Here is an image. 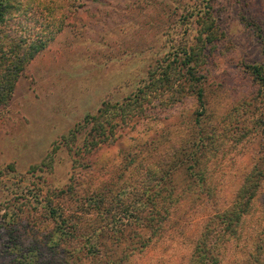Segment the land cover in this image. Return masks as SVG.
Wrapping results in <instances>:
<instances>
[{
  "label": "rangeland",
  "instance_id": "rangeland-1",
  "mask_svg": "<svg viewBox=\"0 0 264 264\" xmlns=\"http://www.w3.org/2000/svg\"><path fill=\"white\" fill-rule=\"evenodd\" d=\"M20 1L22 32L55 36L25 65L12 99L0 108V171L5 182L0 184V223L8 209L19 211L21 218L13 233L19 236L16 241L0 231V251L4 249L0 264H29L32 240L44 242L52 235L54 221L43 204L34 201L36 193L57 198L59 189L70 185L77 195L98 186L116 188L123 180V167L137 151L142 157L158 142L168 145L187 129L202 110L196 97L179 95L180 100L169 106L167 93L163 98V92L149 89L142 102L145 116L119 125L116 142L95 151L90 166L74 164L67 147L54 149L63 135L88 114L97 113L104 102L133 97L150 72L161 70L169 53L195 44L198 30L206 24L215 37L207 57L200 60L209 104L202 123L230 130L224 150L212 159L219 164H210L212 201L207 202L209 195L199 194L198 187L189 190L165 236L157 240L153 236L151 245L126 257L128 264H188L204 221L233 200L245 171L261 156L256 151L264 149L261 137L248 143L239 140L236 127L241 117L245 125L253 126L260 113L264 116V82L259 83L249 68L264 65V0ZM133 113L132 108L129 114ZM10 165L15 172L8 169ZM33 166H38L35 172H28ZM124 174V179L137 178L131 166ZM176 181L180 188L186 187L183 171L177 172ZM64 196L75 201L70 194ZM87 228L88 223L83 230ZM143 231L146 236L150 233ZM128 232L131 236L133 231ZM126 239L123 245L129 250L140 242L136 237ZM60 246L48 253L41 247V261L61 257L59 251L70 243L63 241Z\"/></svg>",
  "mask_w": 264,
  "mask_h": 264
},
{
  "label": "trees",
  "instance_id": "trees-1",
  "mask_svg": "<svg viewBox=\"0 0 264 264\" xmlns=\"http://www.w3.org/2000/svg\"><path fill=\"white\" fill-rule=\"evenodd\" d=\"M22 8L20 0H0V108L12 99L25 65L44 50L55 36L52 32L43 34L37 31L36 36L27 31L22 32L19 23ZM214 37L211 26L207 28L204 24L198 30L195 44L182 51L169 53L160 66L161 70L150 72L145 85L133 97L123 102H104L97 113L88 114L83 123L71 129L56 143L55 150L67 147V151L74 155V164L86 163L90 166L95 151L104 144L116 142L119 125L123 127L128 120L145 116L147 112L142 102L149 89L163 92V98L167 93L169 106L180 100L179 95L186 97L193 94L202 109L196 112L195 119L172 143L161 145L158 142L146 155L144 153L140 157L137 151L132 156V161L123 169L131 166L134 174H137L135 180L124 179L123 170L120 175L123 180L118 182L116 188L114 184L98 186L77 195L78 191L70 185L59 189L57 198L40 197L36 193L34 201L43 204L49 219L54 221V227L52 235L44 242L38 241V238L32 240L34 245L30 246L29 251L33 258L28 261L29 264H83L96 259H101V264H128L131 256L147 248L153 236L156 235L155 240L165 236L174 213L189 198V190L198 187L199 194L206 192L209 195L207 202L211 203L213 166L210 164L213 161L217 163V159H212L224 150L223 141L230 131L220 129L216 123H202L201 116L207 113L209 104L205 86L207 76L200 60L207 57ZM249 68L255 79L263 83L264 65H249ZM132 108L134 113L130 115ZM236 127L240 131L239 140L248 143L261 137L264 143L262 113L253 126L245 125L241 117ZM131 138L134 140V137ZM256 152V156H261L245 171L233 200L204 221L188 264H264V149L262 153L260 150ZM217 164H214V168H218ZM37 167L33 166L28 172H35ZM8 169L15 172L16 168L10 165ZM179 171L186 175L185 188H180L176 181ZM2 173L0 171V184L4 182ZM69 194L75 201L64 196ZM18 216L19 211L16 213L8 209L0 223V231H4L12 241L19 237L13 235L21 219ZM87 223L88 230H83ZM146 229L150 230L148 236L143 231ZM128 230L133 231L131 236ZM54 233L58 239L51 241L50 238L54 240ZM126 237H136L140 242H137V247L126 249L123 245ZM63 241L70 243V246L59 251L62 252L59 254L61 257L53 261H41V247L47 253L50 248L60 250ZM116 248L121 249V252L114 253ZM59 252L55 253L56 256Z\"/></svg>",
  "mask_w": 264,
  "mask_h": 264
}]
</instances>
